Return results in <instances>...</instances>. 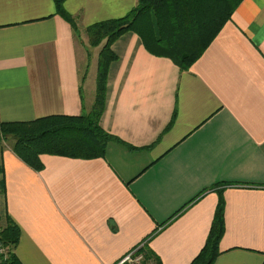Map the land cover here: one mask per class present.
<instances>
[{
    "label": "crops",
    "instance_id": "0c3cea01",
    "mask_svg": "<svg viewBox=\"0 0 264 264\" xmlns=\"http://www.w3.org/2000/svg\"><path fill=\"white\" fill-rule=\"evenodd\" d=\"M137 5L66 0L74 31L53 0H0V124L89 113L100 47L85 30ZM112 50L99 125L122 143H108L103 159L42 155L35 172L0 144L19 262L118 264L145 244L149 264H191L220 191L213 264H264V0H242L185 72L132 33Z\"/></svg>",
    "mask_w": 264,
    "mask_h": 264
},
{
    "label": "trees",
    "instance_id": "16d2710c",
    "mask_svg": "<svg viewBox=\"0 0 264 264\" xmlns=\"http://www.w3.org/2000/svg\"><path fill=\"white\" fill-rule=\"evenodd\" d=\"M56 14L70 23L73 20L63 10L66 0H53ZM242 0H138V5L126 16L95 23L85 33L91 48L100 47L97 60L94 103L89 113L78 117L51 116L23 124H0V138H12V153L25 165L40 172V156L94 160L105 157L106 146L122 143L107 134L99 125L103 113L106 82L110 65L117 60L112 45L128 33L140 39L146 52L170 60L181 72L202 56L213 38L228 22ZM140 150V149H132ZM224 184V183H222ZM216 190L212 188L210 191ZM2 211L0 220V264H21L15 255L20 229L9 218L4 201V184L0 181ZM205 245L191 264H213L218 243L224 234V201L221 192ZM197 197L187 206L196 201ZM181 209L179 213L183 211ZM142 264L153 262L145 244L137 251Z\"/></svg>",
    "mask_w": 264,
    "mask_h": 264
},
{
    "label": "built area",
    "instance_id": "2783aa9c",
    "mask_svg": "<svg viewBox=\"0 0 264 264\" xmlns=\"http://www.w3.org/2000/svg\"><path fill=\"white\" fill-rule=\"evenodd\" d=\"M141 246H139L134 251L127 254L118 264H140L142 261V256L139 255L137 251ZM0 253H2L1 250Z\"/></svg>",
    "mask_w": 264,
    "mask_h": 264
},
{
    "label": "rangeland",
    "instance_id": "374dc122",
    "mask_svg": "<svg viewBox=\"0 0 264 264\" xmlns=\"http://www.w3.org/2000/svg\"><path fill=\"white\" fill-rule=\"evenodd\" d=\"M93 61H94V64H93V67L90 69L91 70V72H92V74H94L95 75V69H96V61H97V59H96V53L93 51ZM91 74V75H92ZM0 144H2V146L3 147H6V146H11L12 145V143L11 142H7V141H5V142H1L0 141ZM1 211H2V206H1V199H0V213H1ZM3 222V221H2ZM1 250V249H0ZM2 251V250H1ZM1 254V253H0Z\"/></svg>",
    "mask_w": 264,
    "mask_h": 264
}]
</instances>
